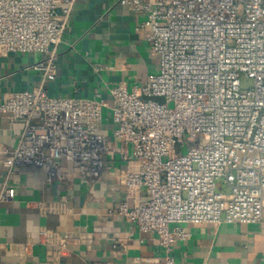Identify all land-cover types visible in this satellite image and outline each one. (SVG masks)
Segmentation results:
<instances>
[{"label": "built area", "instance_id": "built-area-1", "mask_svg": "<svg viewBox=\"0 0 264 264\" xmlns=\"http://www.w3.org/2000/svg\"><path fill=\"white\" fill-rule=\"evenodd\" d=\"M74 1L0 0V55L39 54L33 68L41 74L39 86L0 102V115L18 128L16 144L0 147V163L9 173L21 165L42 167L46 180L64 170L96 180L107 171L111 139H118L121 157H133L139 167L120 176L132 207L122 202L117 212L139 231L155 232L164 251L137 264H173L172 245L188 235L182 224L261 221L264 0H118L143 17L137 29L158 66L142 85L112 86V105L46 90ZM243 76L250 86L241 85ZM105 109L114 125L109 133L101 129ZM13 195L5 179L0 202ZM39 235L50 248L44 264H59L67 245L81 240L76 231ZM30 246L26 241L15 251L24 254Z\"/></svg>", "mask_w": 264, "mask_h": 264}, {"label": "crops", "instance_id": "crops-1", "mask_svg": "<svg viewBox=\"0 0 264 264\" xmlns=\"http://www.w3.org/2000/svg\"><path fill=\"white\" fill-rule=\"evenodd\" d=\"M142 20L118 0H75L56 47L54 78L45 83L48 94L105 98L112 105V86L142 85L158 66L143 30L137 29ZM39 58L33 52L0 55V102L14 91L39 86L41 74L33 68ZM113 126L105 109L101 129L109 133ZM17 137L18 128L0 115V147L14 146ZM121 147L111 139L104 155L107 171L96 180L76 170L46 180L42 167L21 165L9 173L8 165L0 163V188L5 179L14 188L13 198L0 202V264H44L50 248L40 242L43 229L80 233L81 240L67 245L59 264H137L139 258H162L155 232L139 231L117 212L122 202L132 207L120 176L139 167L133 157H121ZM139 196L144 199L145 192ZM182 226L188 235L172 245L173 264H264V218L249 224ZM26 241L30 248L17 253L15 248Z\"/></svg>", "mask_w": 264, "mask_h": 264}, {"label": "rangeland", "instance_id": "rangeland-1", "mask_svg": "<svg viewBox=\"0 0 264 264\" xmlns=\"http://www.w3.org/2000/svg\"><path fill=\"white\" fill-rule=\"evenodd\" d=\"M252 83H251V80L250 79H248V78H246V77H242L241 78V85L243 86V87H248V86H250ZM154 100H156V101H161L162 99L161 98H159V97H155V98H153ZM218 185H219V187L221 188V189H226L225 188V186H224V184L222 183V179L220 178V179H218Z\"/></svg>", "mask_w": 264, "mask_h": 264}]
</instances>
